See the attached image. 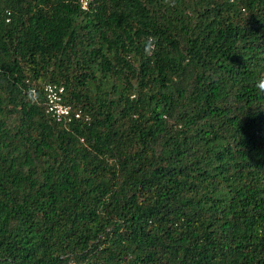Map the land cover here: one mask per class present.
Returning a JSON list of instances; mask_svg holds the SVG:
<instances>
[{
    "label": "trees",
    "instance_id": "1",
    "mask_svg": "<svg viewBox=\"0 0 264 264\" xmlns=\"http://www.w3.org/2000/svg\"><path fill=\"white\" fill-rule=\"evenodd\" d=\"M78 1L0 0V264H264V0Z\"/></svg>",
    "mask_w": 264,
    "mask_h": 264
},
{
    "label": "built area",
    "instance_id": "2",
    "mask_svg": "<svg viewBox=\"0 0 264 264\" xmlns=\"http://www.w3.org/2000/svg\"><path fill=\"white\" fill-rule=\"evenodd\" d=\"M90 0H79V8L83 11L87 9ZM33 93V91H31ZM45 113L56 123H69L80 117V112L72 110L63 100V88L55 84H44L42 87Z\"/></svg>",
    "mask_w": 264,
    "mask_h": 264
},
{
    "label": "clouds",
    "instance_id": "3",
    "mask_svg": "<svg viewBox=\"0 0 264 264\" xmlns=\"http://www.w3.org/2000/svg\"><path fill=\"white\" fill-rule=\"evenodd\" d=\"M148 39L154 41L155 37H148ZM154 48H155L154 44L147 45L145 47V54L146 55H151L152 54V50H154ZM254 86L260 93H264V74H262L260 77H258V79L256 80Z\"/></svg>",
    "mask_w": 264,
    "mask_h": 264
}]
</instances>
